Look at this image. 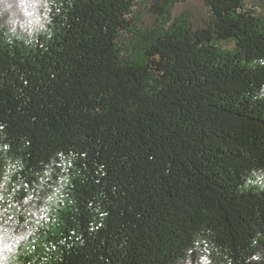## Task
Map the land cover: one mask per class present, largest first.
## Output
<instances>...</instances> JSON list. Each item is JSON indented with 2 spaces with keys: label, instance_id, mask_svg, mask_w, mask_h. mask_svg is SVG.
<instances>
[{
  "label": "trees",
  "instance_id": "16d2710c",
  "mask_svg": "<svg viewBox=\"0 0 264 264\" xmlns=\"http://www.w3.org/2000/svg\"><path fill=\"white\" fill-rule=\"evenodd\" d=\"M254 1L0 0V264H264Z\"/></svg>",
  "mask_w": 264,
  "mask_h": 264
},
{
  "label": "rangeland",
  "instance_id": "374dc122",
  "mask_svg": "<svg viewBox=\"0 0 264 264\" xmlns=\"http://www.w3.org/2000/svg\"><path fill=\"white\" fill-rule=\"evenodd\" d=\"M259 4H260V2L258 0H256L252 3V6L255 7L258 12H261L264 14V5L260 6Z\"/></svg>",
  "mask_w": 264,
  "mask_h": 264
}]
</instances>
